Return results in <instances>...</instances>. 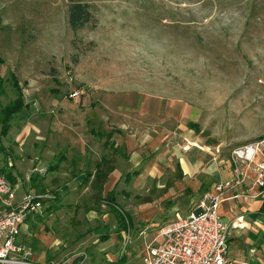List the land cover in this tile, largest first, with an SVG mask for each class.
Masks as SVG:
<instances>
[{
	"label": "rangeland",
	"instance_id": "obj_1",
	"mask_svg": "<svg viewBox=\"0 0 264 264\" xmlns=\"http://www.w3.org/2000/svg\"><path fill=\"white\" fill-rule=\"evenodd\" d=\"M70 1L0 0V107L16 97L12 74L25 102L4 135L0 124V174L16 198L27 189L42 194L46 217L52 204L66 207L72 215L64 221L71 219L74 225L81 207L101 204L108 209L95 200L91 179L77 184L79 173L94 167L90 157L80 165L69 150L75 146L82 99L90 96L82 79L90 76L91 61L103 67L119 62L116 69L124 62L129 77H142V86L155 91L195 101L209 93L212 106L220 104L224 110L225 119L219 122L223 133L264 134V0H79L90 5L95 25L77 30L68 23ZM220 22L230 32L222 37ZM231 83L238 87L228 93L225 85ZM73 89L82 91L80 103L68 96ZM90 114L94 130L100 131ZM253 142L258 140L227 142L216 152L228 161L233 147ZM54 164L55 172L50 170ZM32 166L46 171L33 173ZM164 171L163 186L147 181L133 189L117 179L114 189L121 207L131 200L154 209L165 189L174 193L176 171ZM203 195L176 193L178 211L195 208Z\"/></svg>",
	"mask_w": 264,
	"mask_h": 264
},
{
	"label": "crops",
	"instance_id": "obj_2",
	"mask_svg": "<svg viewBox=\"0 0 264 264\" xmlns=\"http://www.w3.org/2000/svg\"><path fill=\"white\" fill-rule=\"evenodd\" d=\"M219 31L221 37L223 33H230L226 32L228 26L224 27L221 22ZM226 38L236 39L232 36ZM118 64L103 67L91 61L90 76L82 79L90 87V96L82 99L75 146L69 150L80 165L90 157L94 166L92 171L79 173V185L91 179V186L96 170L112 168L103 182L105 188L100 201L103 206L108 204L104 198L113 189L115 208L126 216V223L120 226L109 204L107 210L101 209V204L97 208L91 205L81 207L77 214L80 220L74 221L76 225L71 219L64 221V216L72 215L66 207L56 209L52 204L47 217L46 212L29 214L21 225L19 238L31 248L32 259L38 264H141L146 246L163 240L158 229L193 210L178 211L174 195L185 190L192 195H203L202 184L207 188L206 193L213 191L219 183L234 180L231 162L221 159L216 151L227 142L232 144L264 135L223 133L219 122L225 119L224 110L220 104L212 106L209 93L202 102L155 91L142 86V77L137 80L129 77L124 62H120L121 67L116 69ZM233 84L225 85L228 93L238 87ZM89 111L100 131L94 130L88 118ZM214 121H218V126ZM227 135L232 138L221 139ZM208 138L214 142L208 143ZM101 140L102 145L98 146ZM186 142L191 146L183 150ZM258 142L264 151V139ZM60 159L66 160L65 156ZM167 167L177 174L178 189L174 193L165 189V196L160 197L154 209H142V202L131 200L125 201L121 207L114 189L117 179L122 177L133 189L147 181H156L163 186ZM255 167L254 163L241 166L242 181L224 189L221 195L218 213L228 224L230 264H264V187L255 184ZM56 169V164L50 168L53 172ZM27 192L32 191L27 189ZM21 197L16 198L15 194V200ZM164 201H169V206ZM75 210L76 207L74 214Z\"/></svg>",
	"mask_w": 264,
	"mask_h": 264
},
{
	"label": "built area",
	"instance_id": "obj_3",
	"mask_svg": "<svg viewBox=\"0 0 264 264\" xmlns=\"http://www.w3.org/2000/svg\"><path fill=\"white\" fill-rule=\"evenodd\" d=\"M81 95L79 89H73L68 94L76 101ZM259 144L245 143L230 150L234 180L215 185L213 191L206 192L187 216L163 224L158 229L162 242L146 246L141 264H230L228 224L221 219L218 207L224 189L242 181L241 166L254 163L255 184L264 187V152ZM190 146L191 143L186 142L182 149L187 150ZM31 171L43 174L46 170L33 166ZM43 197L42 194L27 192L15 200L14 188L0 174V264H38L32 259L31 248L19 236L25 217L43 212ZM197 209H200L199 213H195Z\"/></svg>",
	"mask_w": 264,
	"mask_h": 264
},
{
	"label": "trees",
	"instance_id": "obj_4",
	"mask_svg": "<svg viewBox=\"0 0 264 264\" xmlns=\"http://www.w3.org/2000/svg\"><path fill=\"white\" fill-rule=\"evenodd\" d=\"M91 22H94V16L90 10V5L87 2L71 0L68 5V23L71 29H81ZM93 25H95V22ZM11 77H14L13 85L16 89V97L13 100L9 101L6 105L0 107V124L2 135L7 133L10 127V121L13 119L14 115L25 106L23 93L18 85V82L13 74L11 75ZM256 139L260 141L264 139V135L259 136ZM111 170V167H100L98 170H96L94 179L91 182V188L94 191V198L97 202L102 199L103 182L106 179L107 173H109ZM200 189L201 193L205 194L204 191H206L207 189L205 184H202ZM112 194L113 189L108 192L104 200L110 205V210H112L113 213L116 215L120 226H124L126 223V216L123 213H120L117 208H115L116 204L114 202Z\"/></svg>",
	"mask_w": 264,
	"mask_h": 264
},
{
	"label": "water",
	"instance_id": "obj_5",
	"mask_svg": "<svg viewBox=\"0 0 264 264\" xmlns=\"http://www.w3.org/2000/svg\"><path fill=\"white\" fill-rule=\"evenodd\" d=\"M200 212V209H197L196 211H195V213H199Z\"/></svg>",
	"mask_w": 264,
	"mask_h": 264
}]
</instances>
